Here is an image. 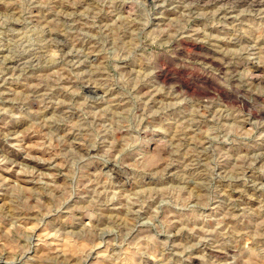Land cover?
Masks as SVG:
<instances>
[{"label": "rangeland", "instance_id": "374dc122", "mask_svg": "<svg viewBox=\"0 0 264 264\" xmlns=\"http://www.w3.org/2000/svg\"><path fill=\"white\" fill-rule=\"evenodd\" d=\"M0 264H264V0H0Z\"/></svg>", "mask_w": 264, "mask_h": 264}, {"label": "bare ground", "instance_id": "6f19581e", "mask_svg": "<svg viewBox=\"0 0 264 264\" xmlns=\"http://www.w3.org/2000/svg\"><path fill=\"white\" fill-rule=\"evenodd\" d=\"M260 4V3H259Z\"/></svg>", "mask_w": 264, "mask_h": 264}]
</instances>
